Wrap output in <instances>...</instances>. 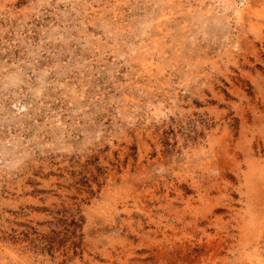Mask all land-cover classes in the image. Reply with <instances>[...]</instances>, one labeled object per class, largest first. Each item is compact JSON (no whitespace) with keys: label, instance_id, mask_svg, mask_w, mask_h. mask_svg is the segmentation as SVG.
Returning <instances> with one entry per match:
<instances>
[{"label":"rangeland","instance_id":"374dc122","mask_svg":"<svg viewBox=\"0 0 264 264\" xmlns=\"http://www.w3.org/2000/svg\"><path fill=\"white\" fill-rule=\"evenodd\" d=\"M0 264H264V0H0Z\"/></svg>","mask_w":264,"mask_h":264},{"label":"trees","instance_id":"16d2710c","mask_svg":"<svg viewBox=\"0 0 264 264\" xmlns=\"http://www.w3.org/2000/svg\"><path fill=\"white\" fill-rule=\"evenodd\" d=\"M73 245H74V246L77 248V245H76V243H75V242L73 243Z\"/></svg>","mask_w":264,"mask_h":264}]
</instances>
